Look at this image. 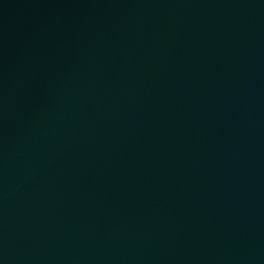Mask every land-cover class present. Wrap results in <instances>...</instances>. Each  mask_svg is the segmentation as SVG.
Returning <instances> with one entry per match:
<instances>
[{"label":"water","instance_id":"water-1","mask_svg":"<svg viewBox=\"0 0 264 264\" xmlns=\"http://www.w3.org/2000/svg\"><path fill=\"white\" fill-rule=\"evenodd\" d=\"M0 264H264V0H0Z\"/></svg>","mask_w":264,"mask_h":264}]
</instances>
